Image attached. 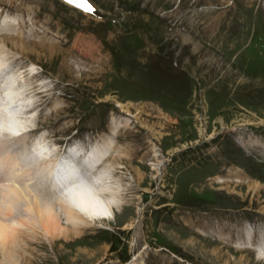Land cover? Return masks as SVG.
<instances>
[{
  "label": "rangeland",
  "instance_id": "rangeland-1",
  "mask_svg": "<svg viewBox=\"0 0 264 264\" xmlns=\"http://www.w3.org/2000/svg\"><path fill=\"white\" fill-rule=\"evenodd\" d=\"M91 1L92 14L61 0H0L1 14L17 20L1 24L15 36L0 34V51L41 72L28 79L44 108L30 118L38 131L0 141V159L25 169L28 160L12 155L39 130L49 151L76 138L98 144L116 130L113 153L145 180L115 165L132 189L125 217L57 245L23 229L0 264H264L241 234L264 244V0ZM21 45L31 49L21 54ZM215 162L225 179L212 180ZM17 170L0 189L13 178L43 180L34 168ZM22 188L52 200L41 185ZM25 206L13 217L26 218Z\"/></svg>",
  "mask_w": 264,
  "mask_h": 264
},
{
  "label": "bare ground",
  "instance_id": "bare-ground-1",
  "mask_svg": "<svg viewBox=\"0 0 264 264\" xmlns=\"http://www.w3.org/2000/svg\"><path fill=\"white\" fill-rule=\"evenodd\" d=\"M7 17H10V16H7ZM3 24H6L5 26L9 24V27H15V25H12L11 23H3ZM4 40H5V37H4ZM7 40H9V38H7ZM19 49L21 51V54H25L31 48L28 49V47L21 45ZM34 77H35L34 74H31V78H34ZM39 90L40 89L38 88V86H35L33 84V92L35 91L37 93V91ZM46 92L47 94L45 95V97L49 95L48 93L49 91H46ZM39 94H43V93H39ZM36 96H38V94ZM33 107H35L34 103H33L32 108ZM32 108L30 110H32ZM25 115L22 118H20V123L14 126L9 131L4 132L0 130V141H3V142L9 141L13 136H18V135L23 136L25 134L27 135V133L30 132V128L34 126L33 122L30 120V118L32 117L31 116L32 114L31 115L28 114L26 118H25ZM116 132L117 131L114 130L113 136H111L110 140H106V141H103L101 143L91 146V151L90 152L88 151L89 153L86 152L87 145L84 144L83 146H81L82 151L77 152V154L79 155H77V159L74 160L73 162L71 158L70 159L66 158V159L60 160L59 162H54L55 161L54 151L53 150L49 151V147H47V144H44L43 141L37 143L36 148H34V152H35V157L37 158L35 161H37L36 163L39 166L35 164L36 166L34 167V170L36 169L35 172H38L43 180L46 178L45 181L43 180L41 181L42 183L44 182L42 184V188L44 189V191L46 190L45 192H47V195L48 193L49 194L51 193L52 200L56 199L55 200L56 202L54 203L52 202V200L49 201V200L40 199V197H38L37 195H33L34 193H32L31 191L27 189H23L22 185L24 184H26V187L31 186V185L33 186L32 178L29 179V180H32V181H29V182H32L30 183L31 185L27 182H22L23 184L20 183V180H23V179L22 178L20 179V177H18L20 180L17 179L16 178L17 175H15L16 179L14 178L10 179L12 183L9 184L8 189H5L7 190V192H4L6 193L5 195L6 198L4 199V201L0 202V250H6L7 246L11 243V241L15 240L16 242L18 239V234H21V231L23 229H27V230L32 229V230H35L37 233L38 231H42L46 239H49V242L51 244L57 245L58 243L61 244L60 242H62L63 240L65 241L66 239L67 241H65V243H68L69 238H71L70 235L78 234L83 231H86L87 227L89 229L90 227H93V224L96 225L99 222L102 223L104 220H108L110 223H112L111 221L117 222L118 220H120L121 217H125L128 211L126 212L125 209H122V207L124 206L123 205L119 210H114L112 215L107 218H99V219L90 220L77 213H74L71 207L66 203L64 197L61 195V192H62L61 178L66 174V173L62 174V172L63 171L66 172L65 170L68 171L69 169L67 168L66 165H64L67 162L70 165L68 166L70 167L69 170L75 167V168H78L81 172H89V171H93L99 168H103L105 170H113L115 174L116 173L119 174V172H116V171L121 166L122 169H125L126 171H130L131 173H134L135 175V176L133 175L134 178L138 181V184L140 186L142 185V182L145 180V175L142 173L141 167H134L132 164H130L127 161L121 163L119 159L121 158L120 154L113 153L115 149L113 138L116 136L115 135ZM2 134H4V136L1 138ZM7 151L8 150L6 151L4 150L2 151V153L5 152L7 155H9ZM26 152L27 151H25V153ZM25 160H28V158ZM65 160L67 162H65ZM7 162L11 164L12 170L13 169L16 170L15 173H17L18 171L17 169L19 166L20 168H22V170L20 171L21 173H18V175L19 174L22 175L26 171L28 172L30 169L31 170L33 169V167L30 165L31 161L29 160L28 162H26L27 164L25 163L26 165L25 169H23L24 168L23 166L24 164H22L23 161L21 162L20 160L15 159L14 161H7ZM99 163H102L101 167H98ZM126 164H130V166ZM115 165H118L119 167L116 168ZM3 190L4 189H0V192H2ZM32 195L34 197H32ZM20 201L26 204L25 206L26 207V210H25L26 218L25 217H22V218L13 217L14 210L15 208L18 207V205H20ZM57 206H59V212L57 210ZM61 215H64V218H62ZM101 215H106V214H101ZM111 218L113 219L110 221ZM63 221H65V223ZM106 224H108V222ZM241 234L242 236H246L244 240L247 241V243L250 245V242L248 241L250 240V230L244 229L242 230ZM207 242L213 245L209 241ZM4 255H9V253L5 254V251H4ZM6 258L8 257L5 256V259ZM8 259H6V261ZM263 261L264 260H259L258 262H263Z\"/></svg>",
  "mask_w": 264,
  "mask_h": 264
},
{
  "label": "clouds",
  "instance_id": "clouds-1",
  "mask_svg": "<svg viewBox=\"0 0 264 264\" xmlns=\"http://www.w3.org/2000/svg\"><path fill=\"white\" fill-rule=\"evenodd\" d=\"M3 23L15 25L17 20L5 16L0 20V24ZM3 47L0 42V49ZM16 59L0 51V130L4 132L19 124L20 118L35 101L33 85L28 77L36 72V68L31 65L24 67L16 63ZM61 183V195L66 203L74 213L90 220L111 216L114 210H119L126 203L130 191V185L113 170L103 168L81 172L73 167L61 178ZM255 251L257 260H264V245L257 246Z\"/></svg>",
  "mask_w": 264,
  "mask_h": 264
},
{
  "label": "water",
  "instance_id": "water-1",
  "mask_svg": "<svg viewBox=\"0 0 264 264\" xmlns=\"http://www.w3.org/2000/svg\"><path fill=\"white\" fill-rule=\"evenodd\" d=\"M68 2L80 6L84 10H88L87 6L82 2V0H67Z\"/></svg>",
  "mask_w": 264,
  "mask_h": 264
},
{
  "label": "snow or ice",
  "instance_id": "snow-or-ice-1",
  "mask_svg": "<svg viewBox=\"0 0 264 264\" xmlns=\"http://www.w3.org/2000/svg\"><path fill=\"white\" fill-rule=\"evenodd\" d=\"M82 2H83L84 4H88V3H89V0H82ZM89 8H90V5H89Z\"/></svg>",
  "mask_w": 264,
  "mask_h": 264
}]
</instances>
